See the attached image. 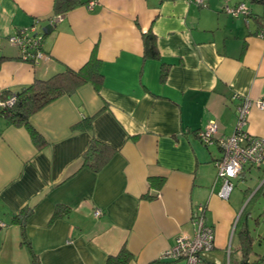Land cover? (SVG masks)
Segmentation results:
<instances>
[{
    "label": "crops",
    "instance_id": "0c3cea01",
    "mask_svg": "<svg viewBox=\"0 0 264 264\" xmlns=\"http://www.w3.org/2000/svg\"><path fill=\"white\" fill-rule=\"evenodd\" d=\"M53 2L0 0V92L77 70L94 48L103 85L97 93L84 84L31 116L49 141L42 149L23 127L0 116V221L6 224L0 228V264H33L13 219L24 208L32 210L25 231L39 264H105L123 245L132 254L129 264H185L161 255L178 236H193L200 204L214 232L213 249L202 253L205 264L240 261L237 231L244 224L254 251L264 253V233L250 228L264 197L253 199L264 182V163L245 165L231 182L249 184L233 188L228 199L217 195L221 181L215 182L214 164L220 140L235 129L241 101L264 98V1L89 0L58 14L42 39L41 58H20L9 38L36 20L44 27ZM240 2L252 15L225 11ZM148 30L159 59L143 57L142 33ZM162 64L168 67L164 79ZM92 115L91 131L73 129ZM209 122L217 130L205 144L197 131ZM244 128L264 137V110L251 106ZM92 136L116 149L98 172L77 169ZM150 176L164 177L158 191L149 186ZM58 205L68 213L52 220ZM259 216L264 207L256 223Z\"/></svg>",
    "mask_w": 264,
    "mask_h": 264
},
{
    "label": "trees",
    "instance_id": "16d2710c",
    "mask_svg": "<svg viewBox=\"0 0 264 264\" xmlns=\"http://www.w3.org/2000/svg\"><path fill=\"white\" fill-rule=\"evenodd\" d=\"M88 1L89 0H54L53 15L46 19L47 22L45 26H40V20H36L33 23L32 27L35 28L34 36H40L41 39H43V37L55 27L57 23L55 18L58 14L62 16L63 13L77 7L78 5L85 4ZM248 15H252V12L249 11ZM142 41L144 47L143 57L145 59H159L160 54L154 33L150 30L142 33ZM20 58H23L21 53ZM2 59L3 57H0V64ZM26 60L30 62L34 61L33 58H26ZM167 71V65L162 64L160 75L161 79L166 77ZM84 84H91L97 93L100 91L103 85L101 60L98 58L95 48L92 50L87 61L81 66V68L77 70L65 68L62 71L52 74L46 79L36 78L30 84L21 88L18 92H11L10 90L1 91V101L6 102L10 97H14V100L11 104H5L4 106L0 107V116L11 125L23 127L26 130L33 145L37 149H42L49 144V141L33 125L30 119L31 116L57 98L63 95L72 94L78 87ZM94 117L95 115L85 116L73 126V129L78 131H91ZM115 152V148L92 136L81 157V161L77 169L88 168L94 172H98L109 162ZM148 181L149 186L155 189V191H158L164 182V177L150 176ZM260 193H264V182H262L259 188L256 190L253 199L255 200L257 197L256 195L258 194L259 196ZM152 197L153 196L147 194V198ZM253 199L249 200L251 201V203H249L250 206H252L254 201ZM68 210L69 208L66 206L58 205L54 210L51 219L54 220L58 217L66 216ZM31 211V208H24L19 213L14 215L13 219L14 222L20 227L21 242L26 245L31 255L33 264H39L38 256L34 252L30 240L26 237L25 231L26 219ZM245 212L246 215L250 216V212ZM237 234L240 238L239 249L241 250L242 254L241 259L237 264H260L262 260H264V253L257 254L254 251L252 247L253 236L245 224L243 228L238 229ZM131 259L132 254L127 250L126 246L123 245L116 255H109L107 257L105 264H129Z\"/></svg>",
    "mask_w": 264,
    "mask_h": 264
},
{
    "label": "built area",
    "instance_id": "2783aa9c",
    "mask_svg": "<svg viewBox=\"0 0 264 264\" xmlns=\"http://www.w3.org/2000/svg\"><path fill=\"white\" fill-rule=\"evenodd\" d=\"M195 1L197 4L204 2V0ZM225 11L234 17L240 14H249V8L244 2H240L234 7L226 6ZM60 18L61 16L58 15L55 20L58 21ZM34 34L35 28L32 27L19 30L9 38L11 43L19 47L24 60L33 58L36 61L42 57L40 51L42 39L40 36H34ZM261 34L264 35V31ZM13 100L14 97H10L6 102L0 100V107L11 104ZM251 106L264 110V98H258L254 101L243 99L237 107V122L233 133L219 142L221 156L214 164L216 168L215 182L221 181L217 195L222 199H228L234 188L231 179L240 176L245 165L260 166L264 163V137L252 136L244 128ZM216 130V124L209 122L197 131V136L203 143L210 144L213 142V134ZM204 210L205 205L200 204L193 213L192 221L195 226L193 236H178L175 243L161 255V258L167 260L184 259L185 264H205L202 253L213 249L214 232L213 228L205 223ZM94 214L100 215V210H96ZM5 225L4 222L0 221V228Z\"/></svg>",
    "mask_w": 264,
    "mask_h": 264
},
{
    "label": "rangeland",
    "instance_id": "374dc122",
    "mask_svg": "<svg viewBox=\"0 0 264 264\" xmlns=\"http://www.w3.org/2000/svg\"><path fill=\"white\" fill-rule=\"evenodd\" d=\"M249 6L250 7H254V8L258 7L257 4L251 3V2H249ZM252 171H255V169L254 170L252 169ZM234 183H236V180H234ZM248 184L249 183H246V182L244 183L242 181L240 183H236V185L234 187V192L236 190H239V189L243 190L244 186H246ZM262 207H264V197H261L258 200V202H257V204H256V206L254 208V211L252 213L253 214V218L250 219V228L251 229H256L258 227L256 231H261V233H264V216H259V218L257 219V221H258L261 218L260 222H258L259 224L254 221V219L257 217V215L262 211ZM256 248L259 249V248H261V246L257 245Z\"/></svg>",
    "mask_w": 264,
    "mask_h": 264
}]
</instances>
